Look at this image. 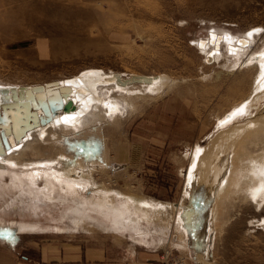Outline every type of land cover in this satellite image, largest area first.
<instances>
[{
  "label": "rangeland",
  "instance_id": "374dc122",
  "mask_svg": "<svg viewBox=\"0 0 264 264\" xmlns=\"http://www.w3.org/2000/svg\"><path fill=\"white\" fill-rule=\"evenodd\" d=\"M78 1L88 12L58 19L68 26L67 31L43 23L25 24L18 34L0 30V83L43 85L89 69L164 76L160 91L135 96L133 106L121 104L117 117L107 114L102 124L91 129L107 147L108 164L92 170L96 187L82 195L95 193L98 197L100 190L117 191L155 203L182 201L189 211L196 192L184 197L183 191L196 146L207 147L217 135L243 126L264 109L263 87L245 113L219 125L218 118L229 114L241 95L251 94L260 74L253 63L255 56L264 53V0ZM90 16L95 22L90 23L86 18ZM213 32L238 37L252 33L255 40L252 38L248 51L238 56L229 53L227 44L222 45L221 55L209 61L199 43ZM247 59H251L248 69L245 66L250 64H243ZM243 78L247 83L239 86ZM55 137H48V142L40 139V154L32 158L56 156L71 144L73 136H62L60 141ZM66 161L28 168L75 166V162ZM22 168L28 169L22 166L19 170ZM195 175L189 179L194 188ZM39 184L42 188L45 182L39 180ZM27 185L21 189L12 174L0 176V226H36L31 231L0 227V264H42L47 250L67 251L142 237L131 230H115L113 222L91 201L84 207L83 200L72 195L62 200L58 189L56 200H47ZM246 187L242 179L228 185L214 205L207 257L203 261L193 256L192 264H264V204L253 200ZM152 214L150 221L143 220L140 226L146 242L181 238L174 227V209ZM192 236L197 238V232Z\"/></svg>",
  "mask_w": 264,
  "mask_h": 264
},
{
  "label": "bare ground",
  "instance_id": "6f19581e",
  "mask_svg": "<svg viewBox=\"0 0 264 264\" xmlns=\"http://www.w3.org/2000/svg\"><path fill=\"white\" fill-rule=\"evenodd\" d=\"M69 1L73 3L72 6H68L65 3L66 0H0V30L8 34H18L19 29L24 27L25 24L35 26L43 23L47 26H53L58 31H67L68 26L61 23L60 20L58 21V19L62 20L66 16L76 17L79 13L86 14L88 12L80 8V5L77 4L79 3L78 0ZM86 18L91 20L90 23L95 22V19L93 20L91 16ZM254 37H252V33L248 36L238 37L229 34L219 35L218 32H213L208 40L202 39L199 46L205 51L209 61H212L221 55L222 45L226 44L231 55L245 54V51L249 49L247 43H251L252 38L255 40ZM254 59L256 62L253 63V67L260 71V74L258 73L259 75L254 79L251 94L241 95L240 99L232 106L233 111L231 109L229 112L227 111L229 114L225 115L224 113L223 117L218 118L219 125L229 119L232 120V117L235 119L245 113L250 104L256 99L257 94L262 91L264 87V53L255 56ZM250 62L251 59H247L243 63L244 65L250 64L245 66L247 69L251 66ZM83 72L81 75L77 73L57 80L62 86L73 88V91L69 94V100L75 105L74 108L58 112L52 122L27 132L19 142H16L11 135L7 137L8 139H5L7 140L6 145L4 139L1 138L4 146V154H0L1 177L7 173L12 174L14 182L21 189H24L29 182L31 185L28 184L29 186H27L30 191L43 193L47 200H56L55 194L57 191L55 189H58L62 192V195H60L62 200H65V195H72L71 197L82 199L84 207L88 201H91L113 222L112 226L115 230H131L142 236L133 239L139 242H146L145 233L140 227L141 222L143 220L149 222L151 216L154 215L152 213L166 212L169 208H172L175 211L173 219L175 230L180 233L181 237H184L189 228L196 229L203 241L202 250L200 249L199 252L205 258L207 257V244L212 229L211 224L216 216L214 205L216 206L217 201L221 200L231 182L237 183L242 179L247 185L245 191L248 192L250 197L264 204V109L243 126H237L233 129L228 128V130L220 133L207 147L196 146L195 151L191 153L187 186L183 191L184 197L191 196L193 190L197 195L194 194L193 204L189 211L184 208L182 201L179 203L168 201L155 203L153 200H139L117 191L100 190L98 197L95 193L92 196L82 195L88 188L94 190L96 187L92 170L97 165L105 166L108 164L107 147L104 142L97 139L100 135L94 131L91 132V129L97 127L98 122L102 124L107 114L112 119H114V116L117 117L116 114L122 112L121 104L133 106L132 100L135 96L151 95L160 91L159 89L164 81L162 75L105 73L99 69H89ZM132 76L147 77L148 79L124 83L125 80H131ZM246 83V78L239 80V86ZM19 86L18 84L0 83V89H16ZM3 98L0 92V103ZM39 112L41 113V110ZM87 132H90L96 138H89L85 135V133L88 134ZM0 134H2V131H0ZM66 135L73 136L70 138L71 144L65 145L56 156L42 159L32 158V155L40 154V150L37 148V142L40 139L48 142L50 140L48 137L56 136V139H54L60 141L62 136ZM260 144L262 147L259 150H250L252 146L257 147ZM81 146H86L88 149ZM64 160L75 162V166L68 163L66 168L63 166L59 170H56V167L40 169L39 165L34 171L29 170L33 168H28L32 167L33 164L40 163L56 165L63 163ZM7 165L10 167H7ZM11 165L14 168H11ZM22 166L28 169L22 168L23 170H19ZM17 167L19 168L15 169ZM84 167L89 169H84ZM85 170H90V173L87 174ZM194 175L195 188L190 183V176L193 177ZM39 180L45 182L44 187H40ZM240 185L242 184L240 183ZM51 192H54L53 196H51ZM200 195L203 197L201 198ZM204 196L208 201L204 199ZM116 197H122L124 200H118ZM116 200H118V203ZM80 205L83 206V204ZM140 214L143 215L140 216ZM262 220L264 223V219ZM3 226L8 227L10 230L15 227L14 231H26L36 228V226L27 224H9L0 227Z\"/></svg>",
  "mask_w": 264,
  "mask_h": 264
},
{
  "label": "water",
  "instance_id": "95a60500",
  "mask_svg": "<svg viewBox=\"0 0 264 264\" xmlns=\"http://www.w3.org/2000/svg\"><path fill=\"white\" fill-rule=\"evenodd\" d=\"M142 79L148 78L132 76L131 80H125L124 83ZM72 91V87L62 86L58 81L45 85L0 89L4 97L0 103V154H4L1 138L6 145L5 139L11 135L19 142L27 132L52 122L58 112L74 108L75 105L69 100Z\"/></svg>",
  "mask_w": 264,
  "mask_h": 264
},
{
  "label": "crops",
  "instance_id": "0c3cea01",
  "mask_svg": "<svg viewBox=\"0 0 264 264\" xmlns=\"http://www.w3.org/2000/svg\"><path fill=\"white\" fill-rule=\"evenodd\" d=\"M194 231L197 232V238L192 236ZM191 232L192 234L188 232L180 239L176 236L175 239L168 238L165 241L156 238L150 242L133 240L79 247L67 251L47 250L42 264H162L160 256L165 248H171L189 258L195 256L204 261L206 258L199 252L203 244L201 236L196 229ZM35 264L41 263L35 261Z\"/></svg>",
  "mask_w": 264,
  "mask_h": 264
},
{
  "label": "built area",
  "instance_id": "2783aa9c",
  "mask_svg": "<svg viewBox=\"0 0 264 264\" xmlns=\"http://www.w3.org/2000/svg\"><path fill=\"white\" fill-rule=\"evenodd\" d=\"M162 264H192L193 259L188 258L171 248H165L161 252Z\"/></svg>",
  "mask_w": 264,
  "mask_h": 264
}]
</instances>
